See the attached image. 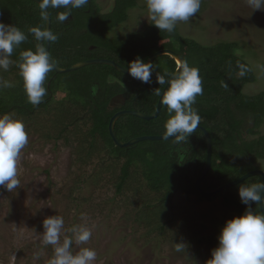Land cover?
<instances>
[{
    "label": "rangeland",
    "instance_id": "374dc122",
    "mask_svg": "<svg viewBox=\"0 0 264 264\" xmlns=\"http://www.w3.org/2000/svg\"><path fill=\"white\" fill-rule=\"evenodd\" d=\"M22 1L29 4L28 0ZM93 1L89 0L83 7L86 11L80 13L88 25L91 19L101 18L100 12L104 9L101 2ZM100 1L105 5L113 0ZM135 2L138 6L128 11L127 20L105 32L108 37L125 41L130 35L147 29L151 18L146 0ZM92 26L100 25L96 22ZM176 28L181 35L203 45L227 44L233 48L237 56L252 66L255 75L243 92L255 95L264 91V70L258 67L264 65V10H252L246 0H202L199 12L187 22H177ZM101 40L97 39L91 46L103 45ZM27 46L30 45L22 44L24 51L28 50ZM102 50L100 47L96 53ZM15 54H19V47L12 54L15 63L10 66V73L3 72L10 75L4 77L11 83L22 78L15 74L20 72L14 70L19 69L16 64L20 62ZM98 64L57 72L54 85L75 91L79 84L91 80L92 72L99 71ZM161 64L167 68L165 60ZM0 79H3L1 71ZM62 91H56L54 101L67 95ZM72 94L74 99H82L81 94ZM87 99L89 102L83 100L80 107L66 106L70 112L68 118L62 116L65 108L59 109L54 101L32 115L21 117L14 111L6 113L23 121L29 143L22 149L18 161L20 185L12 192L0 187V264H49L54 251L53 246L43 242V220L53 215L63 216L65 221L61 242L64 236L73 237L69 229L75 225L91 229L92 238L86 244L74 243L73 250L95 249L94 264H206L218 246L222 227L240 213L227 206L222 196L208 200L178 192L163 203L162 193L149 186L143 164L137 161L130 165L129 175L119 189L127 156L117 157L104 137L91 133L93 101ZM260 129L264 134V124ZM161 142L169 146L171 141L162 139ZM156 149L153 142H148L133 154L139 156L144 152L146 162L151 165L158 156ZM184 150L180 147L182 153ZM257 165L264 171V159ZM250 183H239L238 188ZM178 242L187 245L186 252L175 251Z\"/></svg>",
    "mask_w": 264,
    "mask_h": 264
},
{
    "label": "trees",
    "instance_id": "16d2710c",
    "mask_svg": "<svg viewBox=\"0 0 264 264\" xmlns=\"http://www.w3.org/2000/svg\"><path fill=\"white\" fill-rule=\"evenodd\" d=\"M28 1L29 4H25L22 0H0V21L12 24L22 30L28 37L22 44L30 45L27 46L28 50L35 51L40 46L45 47L46 41H37L30 29L36 27L46 30V18L40 4L33 0ZM127 1L117 0L112 12L100 13L101 18L91 19L90 25L85 23L86 20H83V16L80 14L82 11H86L84 8L82 10V8L73 9L49 5L52 15L51 32L58 37L57 40L51 42V59L62 67H68L80 60L102 57L116 60L128 68L130 62L137 58L146 61L155 51L161 48H172L182 56L184 62H187L189 66L199 69L203 82V94L197 96L193 108L201 118L200 125H203L211 136L213 152L211 168L202 180L201 186L207 189L216 188L250 170L259 169L257 164L264 159V134H261L260 131L264 124V91L255 95L243 92L244 86L254 80L252 66L237 56L233 48L228 47L227 44L203 45L181 35L176 27L172 33L160 31L152 20L145 31L134 33L125 41L108 37L105 32L124 22L128 18L127 10L137 4L136 0L132 3ZM61 13H69L72 18L68 16L67 20L61 22L58 19ZM5 18H8L6 22ZM96 22L100 25L97 28L92 26ZM82 30L85 32H80ZM95 37H99L98 40L101 38L103 45L92 49L90 44H94L97 39H87ZM22 44L19 46V54H15V57L19 59L24 51ZM100 47H103V53L102 51L96 53ZM163 60L166 61L167 68L161 64ZM196 60L198 63H195ZM238 62L251 68V71L241 76L237 67ZM194 63L196 66L193 65ZM98 65H100L99 71L92 72L91 80L79 84L75 91H73L74 88L66 90L59 86L56 87L54 84L58 74L55 70L51 71L47 74L44 82V87L49 95L35 106L28 102L22 78L20 81L16 79L17 81L12 83L14 87L0 90V113L6 114L14 111L21 117L32 115L40 108L49 107L59 89L63 90L64 94L66 92L67 95L62 100L56 99L54 102L58 104L59 109L65 108L62 116L68 118L70 112L67 107L69 105L80 107L83 100L88 101L87 98H90L93 101L90 117L93 122L91 133L93 135L99 133L104 137L115 149L117 157L120 154L127 156L122 167L121 180L118 183L119 189L123 187L124 181L129 175L130 165L137 161L143 164L144 176L149 186L162 193L163 203L178 192L208 200L222 196L227 206L233 207L240 215L243 214L248 206L240 200L238 185L248 181L251 182L250 184L258 183L262 181V178L259 175L251 176L240 184L213 195L201 193L195 185L196 178L204 169L207 160V143L201 130L197 129L188 139L179 144L174 138H170L168 139L171 141L169 146L161 145V140H143L127 147H120L110 135L109 122L117 110L136 109L147 114L156 110L159 99L156 90L162 92L165 86L157 83V77L165 75V78L169 79L170 75L166 74H172L177 68L175 59L168 54L158 57L153 62L152 81L147 84L111 65L101 63ZM14 70L19 69L15 68ZM3 72L1 71V74L5 80L4 76L6 75ZM8 72L10 73V71ZM16 73L20 74L18 71ZM55 73L56 75H54ZM6 77L9 78L10 75ZM74 92L81 94L82 99H74L72 94ZM97 92L98 94H96ZM117 93H124L127 102L119 109L112 110L110 102ZM167 116L166 105H163L160 115L153 119L124 115L117 120L115 131L123 141L144 134L164 133ZM148 142H153L157 149L160 148L159 151L155 150V154L158 156L157 159H153L151 165L146 162L147 157L144 152L139 156L133 154L142 144ZM180 147L185 148L184 153L180 151ZM89 158L91 156L87 157V159ZM163 158L166 159V162H162ZM181 160L182 163H180ZM179 165L180 167L182 165L180 170ZM251 208L256 213L264 214L260 205L252 204Z\"/></svg>",
    "mask_w": 264,
    "mask_h": 264
},
{
    "label": "clouds",
    "instance_id": "9594fccd",
    "mask_svg": "<svg viewBox=\"0 0 264 264\" xmlns=\"http://www.w3.org/2000/svg\"><path fill=\"white\" fill-rule=\"evenodd\" d=\"M88 3L89 0H43L44 6L73 9L83 8ZM201 3L202 0H146L154 25L168 33L175 30L177 22H187L195 16ZM246 4L252 10H264V0H246ZM68 16L69 13H61L58 19L63 22ZM30 32L37 41L53 42L58 38L53 32L36 27ZM27 39V35L16 26L0 21V71H8L15 63L11 59L14 49ZM16 66L20 70L28 102L39 105L47 95L44 82L47 74L53 71L55 61L51 59L49 51L40 46L35 51H23ZM237 67L241 76L251 71V68L239 62ZM258 67L264 70V65ZM127 70L133 78L147 84L152 81L154 65L137 58L130 62ZM166 75L171 78L166 79L165 75L157 77L159 85H169L163 93L162 103L167 106L170 118L165 124V132L160 134H164L162 139L174 138L179 144L195 133L200 125L201 118L193 105L197 96L203 94V82L199 69L189 66L187 62L179 65L174 74ZM12 87L11 82L0 79V90ZM156 95H161L158 89ZM28 143L29 137L22 120L8 114L0 116V187L9 192L20 185L18 161ZM239 197L248 207L243 214L226 221L218 236V246L212 250L206 264H264V214H257L251 208L252 204H264V181L240 187ZM64 226V218L60 215L48 216L43 220V242L53 246L54 251L49 264H94L97 259L95 249L84 247L76 252L73 250L74 243L86 244L92 238L91 229L75 225L69 229L74 239L64 236L61 242ZM186 247L185 243L178 242L175 251L186 252Z\"/></svg>",
    "mask_w": 264,
    "mask_h": 264
},
{
    "label": "water",
    "instance_id": "95a60500",
    "mask_svg": "<svg viewBox=\"0 0 264 264\" xmlns=\"http://www.w3.org/2000/svg\"><path fill=\"white\" fill-rule=\"evenodd\" d=\"M33 1L40 4L42 6V8L44 9L45 18H46L45 27H46V30L51 31L52 15H51L49 7L43 5V0H33ZM45 48L50 53L51 42L46 41ZM165 54L170 55L177 62V68L172 73V74H174L177 71L178 66L184 63V60L178 52H176L175 50H173L171 48H161V49L155 51L145 62L153 63L158 57L165 55ZM97 63L111 65L114 68H116L117 70L124 72L126 74H129L127 67L121 65L120 63H118L117 61H115L113 59L102 58V57H95V58L80 60V61H78V62H76L73 65L68 66V67H62L58 64H55L53 70H55L56 72H68V71L77 70V69L82 68L86 65L97 64ZM170 78H171V76H170ZM168 86H169L168 84H165V86L161 92V95L159 96L156 110L153 113L147 114L143 111L136 110V109H121L112 115L110 122H109V132H110V135L113 138L114 142L118 146L127 147V146L133 145V144L138 143V142L143 141V140H161L162 139L164 134H144V135L133 137L127 141H123L117 136L116 131H115V125H116L117 120L124 115H135V116L143 118V119L156 118L162 110V107H163L162 96H163V93L167 90ZM197 129H199L203 132L205 139H206V143H207L206 164H205L204 169L198 175V177L196 178V181H195V185L201 193L206 194V195H213V194L219 193V192H221V191H223V190H225L231 186L237 185V184L243 182L244 180L248 179L249 177L255 176V175L261 176L262 181H264V171L261 169H253V170H250V171L242 174L240 177H238L232 181L226 182V183H224V184H222L216 188H212V189L203 188L201 186V182L206 177V175L208 174V172L211 168L213 148H212V139H211V136H210L208 130L203 125H198ZM260 209L264 212V204H260Z\"/></svg>",
    "mask_w": 264,
    "mask_h": 264
},
{
    "label": "flooded vegetation",
    "instance_id": "af4514ba",
    "mask_svg": "<svg viewBox=\"0 0 264 264\" xmlns=\"http://www.w3.org/2000/svg\"><path fill=\"white\" fill-rule=\"evenodd\" d=\"M95 1H97V0H94V2ZM99 1V3L101 2L102 4H103V6H104V9L101 11V9H100V13L101 14H104V13H110V12H112V10L115 8V6H116V3H117V0H113L112 1V3L111 2H109V3H105V5H104V2L103 1H100V0H98ZM136 6H138V3L134 6V7H136ZM134 7H131V8H129L127 11H131ZM129 15V14H128ZM69 18H72V16L71 15H69ZM127 20V19H126ZM123 23V22H122ZM121 24V23H120ZM90 45H92V44H90ZM90 47V46H89ZM92 47V49H94V48H96V47H98V45L97 44H95V45H93V46H91ZM90 47V48H91ZM95 58V57H94ZM116 61V60H115ZM119 63V62H118ZM55 64H57V63H55ZM59 65V64H58ZM126 102H127V97L124 95V93H117L113 98H112V100H111V102H110V109H119L122 105H124V104H126ZM119 110H121V109H119ZM118 111V110H117ZM116 111V112H117Z\"/></svg>",
    "mask_w": 264,
    "mask_h": 264
}]
</instances>
